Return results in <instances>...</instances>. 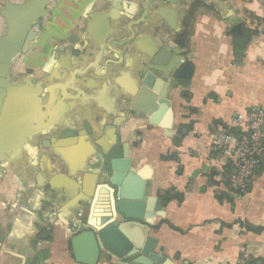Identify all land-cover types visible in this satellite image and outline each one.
I'll list each match as a JSON object with an SVG mask.
<instances>
[{
	"label": "crops",
	"instance_id": "1",
	"mask_svg": "<svg viewBox=\"0 0 264 264\" xmlns=\"http://www.w3.org/2000/svg\"><path fill=\"white\" fill-rule=\"evenodd\" d=\"M55 2L23 68L40 72L67 43L99 69L111 58L106 77L95 75L111 89L110 105L52 90L50 120L32 107L31 129L0 155V264H79L72 239L116 220L95 205L108 177L105 156L124 143L147 183L143 215L166 264H238L244 254L264 264V159L246 191H234L230 162L213 144L219 132L264 111V0ZM93 13L116 16V46L83 41ZM162 48L169 57L156 69L170 105L152 123L130 114L128 97ZM186 65L191 71L181 76ZM99 264H109L107 253Z\"/></svg>",
	"mask_w": 264,
	"mask_h": 264
},
{
	"label": "water",
	"instance_id": "2",
	"mask_svg": "<svg viewBox=\"0 0 264 264\" xmlns=\"http://www.w3.org/2000/svg\"><path fill=\"white\" fill-rule=\"evenodd\" d=\"M0 2L1 155L5 151H15L16 148H12V145H16L17 138L31 129L28 127L33 122L34 105L40 107L42 120L43 117L46 122L50 120L47 115L52 116L54 108L49 96L52 90L63 94L72 90L83 96L86 105H90L89 103L94 102L96 98L97 105L103 102L107 108L110 105L107 101L110 99L108 94L111 93V89L105 90L104 83L95 80L97 74L106 77L104 75L108 72L107 64L111 58L105 60L104 69H99V66L86 63L87 59L81 57L85 51L80 50L79 46L67 43L56 48L50 63L40 72L33 71L30 67L23 68L25 57L32 52L39 39V27L50 18L56 2L55 0H0ZM118 18L123 20L124 17ZM87 26L85 32H82L83 41L105 40L116 46V16L93 13L87 21ZM168 57V52L162 48L148 64L149 70H144L145 74L141 78L138 91L128 97V100L131 97L128 104L132 109L129 111L132 116L151 117L152 123H156L162 119L165 112H168L170 105L167 99L168 83L157 75L156 69V66L165 64ZM190 69L191 66L186 65L181 76H187ZM90 82L94 85H89ZM96 113L107 118L111 115L102 109ZM168 125L169 123L165 125L167 132ZM87 130L91 131L88 127ZM73 134L70 130L65 136ZM105 158L109 172L107 180L99 190L96 207L105 210L107 215L103 216V219L116 220L104 227H89L72 239L76 262L99 264L102 253L105 252L109 264L116 261L117 264H166V258L155 252L157 239L149 235L153 222L146 221L143 215L147 183L139 177L138 170L132 166L129 143L114 145ZM112 191H115L116 197L114 205L110 204L111 195L114 194Z\"/></svg>",
	"mask_w": 264,
	"mask_h": 264
},
{
	"label": "built area",
	"instance_id": "3",
	"mask_svg": "<svg viewBox=\"0 0 264 264\" xmlns=\"http://www.w3.org/2000/svg\"><path fill=\"white\" fill-rule=\"evenodd\" d=\"M235 125L240 135L222 131L214 136L213 144L221 157L230 162L231 189L245 192L255 170L264 159V111L256 109ZM250 261V256L244 254L238 264H249Z\"/></svg>",
	"mask_w": 264,
	"mask_h": 264
},
{
	"label": "flooded vegetation",
	"instance_id": "4",
	"mask_svg": "<svg viewBox=\"0 0 264 264\" xmlns=\"http://www.w3.org/2000/svg\"><path fill=\"white\" fill-rule=\"evenodd\" d=\"M108 172H109V170H107L106 171V174L108 175ZM107 180V179H106ZM105 180V181H106ZM113 192V191H112ZM114 194L113 195H111V202L112 203H110L111 205H114L115 204V202H116V197H115V191L113 192ZM99 195H100V191H99ZM99 195H98V197H99ZM98 199V198H97Z\"/></svg>",
	"mask_w": 264,
	"mask_h": 264
},
{
	"label": "trees",
	"instance_id": "5",
	"mask_svg": "<svg viewBox=\"0 0 264 264\" xmlns=\"http://www.w3.org/2000/svg\"><path fill=\"white\" fill-rule=\"evenodd\" d=\"M231 132H232V133H236V134H239V135H240V132H239V131H237V129H231ZM228 170H229V171H228V175H231V172H232L231 168H229Z\"/></svg>",
	"mask_w": 264,
	"mask_h": 264
},
{
	"label": "rangeland",
	"instance_id": "6",
	"mask_svg": "<svg viewBox=\"0 0 264 264\" xmlns=\"http://www.w3.org/2000/svg\"><path fill=\"white\" fill-rule=\"evenodd\" d=\"M59 1H60V0H59ZM53 28H54V27H53ZM53 28H52V29H53ZM51 41H52V40H50V42H51ZM48 42H49V41H48ZM50 42H49V45H50ZM49 45H48V46H49ZM42 49H44V46H42V47L39 48L40 51H42Z\"/></svg>",
	"mask_w": 264,
	"mask_h": 264
},
{
	"label": "bare ground",
	"instance_id": "7",
	"mask_svg": "<svg viewBox=\"0 0 264 264\" xmlns=\"http://www.w3.org/2000/svg\"><path fill=\"white\" fill-rule=\"evenodd\" d=\"M97 200H98V199H97ZM95 206H96V205H95ZM96 213H99V210H98V209L96 210Z\"/></svg>",
	"mask_w": 264,
	"mask_h": 264
}]
</instances>
